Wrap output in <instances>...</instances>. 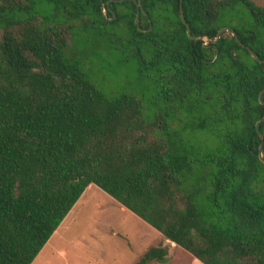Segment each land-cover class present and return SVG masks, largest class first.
<instances>
[{
  "label": "trees",
  "instance_id": "1",
  "mask_svg": "<svg viewBox=\"0 0 264 264\" xmlns=\"http://www.w3.org/2000/svg\"><path fill=\"white\" fill-rule=\"evenodd\" d=\"M45 2L41 16L35 0H0V264H31L91 184L202 264H264V63L245 48L264 60V7L142 0L137 26L131 0L105 16L99 0ZM180 6L193 36L229 26L241 44L190 40ZM82 35L131 56L163 113L103 93L69 56ZM184 112L219 130L205 176L169 120ZM169 245L133 264L164 263Z\"/></svg>",
  "mask_w": 264,
  "mask_h": 264
},
{
  "label": "rangeland",
  "instance_id": "2",
  "mask_svg": "<svg viewBox=\"0 0 264 264\" xmlns=\"http://www.w3.org/2000/svg\"><path fill=\"white\" fill-rule=\"evenodd\" d=\"M35 1L39 15L50 13L45 0ZM251 1L264 7V0ZM228 20L232 18L226 22ZM84 36L74 41L69 56L81 64L103 93L108 96L127 93L139 97L148 118L163 113L157 90L139 78L138 65L131 56L104 41L84 45ZM169 120L175 123L177 135L188 150H194V168L200 175H207L211 165L205 162L206 158L222 143L219 130H212L208 124L204 130H195L193 125L198 119L186 112L170 115ZM121 207L104 191L89 185L31 264H133L150 247L169 245L158 231ZM191 262L193 258L188 253L170 244L164 263L149 264Z\"/></svg>",
  "mask_w": 264,
  "mask_h": 264
},
{
  "label": "water",
  "instance_id": "3",
  "mask_svg": "<svg viewBox=\"0 0 264 264\" xmlns=\"http://www.w3.org/2000/svg\"><path fill=\"white\" fill-rule=\"evenodd\" d=\"M99 1H100V3H101V10H102V13H103L104 16H105V11H106V9L109 8L110 3H112V2H124V1H127V0H110V1H108V2H106V3H104L102 0H99ZM131 1L134 3L135 8H136L135 23H136V25L138 26L139 15H140L141 12L144 13V10H143V7H142V3H141L142 0H131ZM181 1H182V0H180V2H181ZM144 14H145V13H144ZM180 18H181V21H182V23L184 24V26H185V28H186V34H187V36H188V38H189L190 40H193V41H202L204 45H205V44H208V43L215 44V43L219 40L220 36H221L223 33H225V32H230L231 35L235 38L236 42H238L239 44H241L240 41H239V39H238V37H237V35L235 34V31H234L231 27H224V28L220 29V30L217 32V34L215 35V38H214V39H209V38L206 37V36H193V35L191 34V31H190V27H189V25L187 24V22H186L185 19H184V16H183V13H182V9H181V6H180ZM109 21H111V19H110ZM139 30H141V29H139ZM150 30H151V25H149V28H148L147 31H150ZM141 31H144V30H141ZM245 48H246V50L249 52V54L251 55V57H252L253 59L258 60V61L261 62V63H264V60H259V58L255 55V53H254L251 49H249L248 47H245ZM216 57H217V53H216V55H215V58H216ZM215 58H214V59H215ZM263 94H264V89H263V90L260 92V94H259V101H260L261 104H264V102L262 101V95H263ZM263 121H264V117L261 118L260 120H258V121L256 122V124H255L256 132H257V134H258V136H259V138H260V145H259L258 155H259V158H260V160H261L262 162H264V159L262 158L263 136H262V134H261L260 131H259V126H260L261 122H263ZM165 241H166L167 243L171 244L172 246H175V244L171 243V241H170L169 239H166Z\"/></svg>",
  "mask_w": 264,
  "mask_h": 264
},
{
  "label": "crops",
  "instance_id": "4",
  "mask_svg": "<svg viewBox=\"0 0 264 264\" xmlns=\"http://www.w3.org/2000/svg\"><path fill=\"white\" fill-rule=\"evenodd\" d=\"M116 202H117V201H116ZM117 203H118V202H117ZM76 204H77V202L75 203V205L73 206V208L76 206ZM118 204H120V203H118ZM120 205H121V204H120ZM121 206H122V205H121ZM73 208H72V209H73ZM72 209H71V211H72ZM121 209L124 210V209H126V208L122 206ZM127 210H128V209H127ZM71 211H70V212H71ZM70 212H69V213H70ZM174 247H175V246H174ZM186 253H187V252H186ZM188 255H189V254H188ZM190 256H191V255H190ZM191 257H192V256H191ZM192 258H193V257H192ZM190 264H202V263H201L199 260L193 258V262H191Z\"/></svg>",
  "mask_w": 264,
  "mask_h": 264
}]
</instances>
